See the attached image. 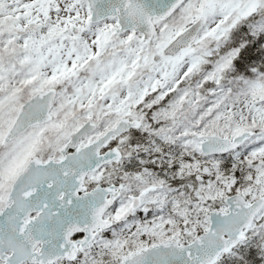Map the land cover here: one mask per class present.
Returning a JSON list of instances; mask_svg holds the SVG:
<instances>
[{
    "label": "snow or ice",
    "instance_id": "6c2138e0",
    "mask_svg": "<svg viewBox=\"0 0 264 264\" xmlns=\"http://www.w3.org/2000/svg\"><path fill=\"white\" fill-rule=\"evenodd\" d=\"M0 264H264V0H0Z\"/></svg>",
    "mask_w": 264,
    "mask_h": 264
}]
</instances>
